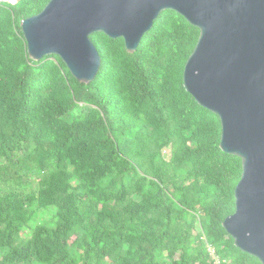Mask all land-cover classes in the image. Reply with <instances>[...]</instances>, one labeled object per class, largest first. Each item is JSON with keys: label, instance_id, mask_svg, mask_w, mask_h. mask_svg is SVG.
Masks as SVG:
<instances>
[{"label": "trees", "instance_id": "1", "mask_svg": "<svg viewBox=\"0 0 264 264\" xmlns=\"http://www.w3.org/2000/svg\"><path fill=\"white\" fill-rule=\"evenodd\" d=\"M47 2L0 0V264H261L222 226L241 160L183 86L198 28L163 10L132 53L94 32L84 84L28 56Z\"/></svg>", "mask_w": 264, "mask_h": 264}, {"label": "water", "instance_id": "2", "mask_svg": "<svg viewBox=\"0 0 264 264\" xmlns=\"http://www.w3.org/2000/svg\"><path fill=\"white\" fill-rule=\"evenodd\" d=\"M166 9L199 30L183 86L218 116L220 149L241 160L234 211L222 226L234 246L264 264V0H48L20 28L31 59L54 54L88 84L101 64L92 33L122 38L132 53Z\"/></svg>", "mask_w": 264, "mask_h": 264}, {"label": "rangeland", "instance_id": "3", "mask_svg": "<svg viewBox=\"0 0 264 264\" xmlns=\"http://www.w3.org/2000/svg\"><path fill=\"white\" fill-rule=\"evenodd\" d=\"M163 155L167 158L168 157V151H163ZM32 187H35V183H32ZM47 217V216H45ZM43 219V216H39V220ZM212 254H214L213 252H211Z\"/></svg>", "mask_w": 264, "mask_h": 264}, {"label": "built area", "instance_id": "4", "mask_svg": "<svg viewBox=\"0 0 264 264\" xmlns=\"http://www.w3.org/2000/svg\"><path fill=\"white\" fill-rule=\"evenodd\" d=\"M208 250L210 251V252H213L214 253V250H213V248L212 247H208ZM212 254V253H211Z\"/></svg>", "mask_w": 264, "mask_h": 264}]
</instances>
